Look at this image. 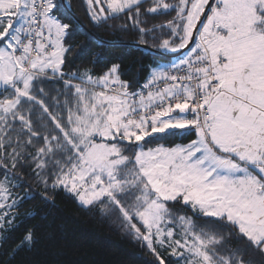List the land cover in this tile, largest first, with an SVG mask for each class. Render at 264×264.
Instances as JSON below:
<instances>
[{
    "label": "snow or ice",
    "instance_id": "snow-or-ice-1",
    "mask_svg": "<svg viewBox=\"0 0 264 264\" xmlns=\"http://www.w3.org/2000/svg\"><path fill=\"white\" fill-rule=\"evenodd\" d=\"M86 3L94 25L128 13L141 46L175 58L155 61L134 90L119 64L65 72V41L81 31L54 15L71 12L68 0H0V243L24 222L15 209L32 193L12 189L27 167L45 201L63 189L117 214L154 264H256L244 256L264 257V0H153L144 15H175L151 28L142 0ZM157 30L168 38L149 46ZM34 242L29 229L12 252Z\"/></svg>",
    "mask_w": 264,
    "mask_h": 264
},
{
    "label": "trees",
    "instance_id": "trees-1",
    "mask_svg": "<svg viewBox=\"0 0 264 264\" xmlns=\"http://www.w3.org/2000/svg\"><path fill=\"white\" fill-rule=\"evenodd\" d=\"M68 2L71 5L69 14L57 11L54 15H58L63 23L71 25L74 21L77 22L81 31L70 34L65 41L66 47L71 49L66 54L63 66L65 72L90 69L93 75L98 76L112 64H119L121 79L133 83L131 90H134L144 82L149 66L155 61L166 62L175 58L157 53L151 47L141 46L140 34L131 26L128 13L96 26L87 15L86 0ZM151 6L153 0H142L140 4L141 19L147 21L143 27L151 28L155 24H162L175 15L174 11L144 15L145 10ZM124 25H128L126 30ZM85 32L91 37L87 41ZM155 35L156 40L148 39L149 46L168 38L159 30ZM82 44H86V48L79 51ZM94 57H98L95 64ZM136 80L139 83H135ZM36 118L33 117L34 120ZM193 138L194 136H187L183 139L153 140L145 147L158 143L166 146L187 143ZM4 162L10 164V161ZM3 171L0 168V177ZM15 173L22 178L23 185L12 189L13 196L23 197L29 191L32 196L23 200L15 209L16 222H24L8 234L9 239L0 243V264H154L155 257L125 231L117 214L104 215L98 210L99 206L83 208L74 196L63 189L49 188L47 195L51 199L45 201L41 195H37L43 193V185L35 181L30 168L17 167ZM169 206H176L175 210L178 212L192 216L191 209L183 207L182 202L171 203ZM26 214L29 215L26 217ZM197 223L203 224L205 221L198 219ZM29 229L33 230L35 242L30 249L24 247L13 253L12 249ZM227 244L231 247L242 246V242L235 239H229ZM249 258L254 259L256 264H264V257L258 253L247 252L244 259ZM174 263L175 260L170 258V264Z\"/></svg>",
    "mask_w": 264,
    "mask_h": 264
},
{
    "label": "rangeland",
    "instance_id": "rangeland-1",
    "mask_svg": "<svg viewBox=\"0 0 264 264\" xmlns=\"http://www.w3.org/2000/svg\"><path fill=\"white\" fill-rule=\"evenodd\" d=\"M174 59V58H173ZM67 78V77H66ZM188 143V142H187ZM158 144H161V143H158ZM184 144H186V143H184ZM155 145H157V144H155ZM155 145H152V146H150V147H154ZM51 184V180H49V185ZM14 192V191H13ZM13 197H15V196H13ZM15 198H19V197H15ZM171 208H173V209H176L177 207L176 206H174V207H171ZM180 214H182L181 212H179ZM227 246H229L228 244L226 245V247ZM222 250H225L226 251V248L225 249H222ZM158 251L160 252V255L161 256H163V255H165V256H168V254H169V249H163V250H160V249H158ZM174 260H175V263L174 264H179V262L176 260V258H173Z\"/></svg>",
    "mask_w": 264,
    "mask_h": 264
},
{
    "label": "water",
    "instance_id": "water-1",
    "mask_svg": "<svg viewBox=\"0 0 264 264\" xmlns=\"http://www.w3.org/2000/svg\"><path fill=\"white\" fill-rule=\"evenodd\" d=\"M164 55L168 56V57H174L175 54H169V53H163Z\"/></svg>",
    "mask_w": 264,
    "mask_h": 264
},
{
    "label": "crops",
    "instance_id": "crops-1",
    "mask_svg": "<svg viewBox=\"0 0 264 264\" xmlns=\"http://www.w3.org/2000/svg\"><path fill=\"white\" fill-rule=\"evenodd\" d=\"M156 146V145H155Z\"/></svg>",
    "mask_w": 264,
    "mask_h": 264
}]
</instances>
